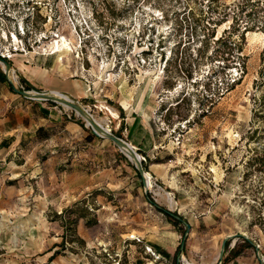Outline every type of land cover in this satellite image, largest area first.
I'll use <instances>...</instances> for the list:
<instances>
[{"label":"rangeland","instance_id":"rangeland-1","mask_svg":"<svg viewBox=\"0 0 264 264\" xmlns=\"http://www.w3.org/2000/svg\"><path fill=\"white\" fill-rule=\"evenodd\" d=\"M2 55L83 82L79 102L134 145L149 185L52 103L78 134L0 153V264H175L185 226L160 208L192 225L182 258L217 264L242 232L264 262V0H0ZM227 249L259 264L241 237Z\"/></svg>","mask_w":264,"mask_h":264},{"label":"crops","instance_id":"crops-1","mask_svg":"<svg viewBox=\"0 0 264 264\" xmlns=\"http://www.w3.org/2000/svg\"><path fill=\"white\" fill-rule=\"evenodd\" d=\"M57 61L56 58V65H63V62L58 64ZM12 65L13 73L22 76L32 90L59 91L77 99L81 95L84 96L83 82L79 79L66 80L65 78L54 77L49 72L45 73L49 67L44 66L43 63L40 64L38 58H36V63L33 66L31 63L27 65L23 62L16 64V66L13 63ZM123 104L126 106L125 102ZM77 134L78 130L74 123L70 122L62 112L56 110L50 101L26 98L16 93L6 78H0V153L9 157L16 152H26L32 155L35 151L40 150V145L52 140L53 137L56 139L61 136L74 138ZM87 134L89 137L92 136L89 131ZM132 146L134 147L133 144ZM139 146H141L139 147L141 150L147 148L149 150L151 137L149 143L146 146L143 145V147L145 146L144 149H142V144ZM159 248L166 250L170 254L168 258H172L171 252L166 247L159 246ZM229 251L227 249L224 253L226 261L223 264H233L234 261H237L238 256L231 259L228 256ZM215 263L202 259L200 261V264Z\"/></svg>","mask_w":264,"mask_h":264},{"label":"water","instance_id":"water-1","mask_svg":"<svg viewBox=\"0 0 264 264\" xmlns=\"http://www.w3.org/2000/svg\"><path fill=\"white\" fill-rule=\"evenodd\" d=\"M0 62L3 65V73L5 75L6 80L9 82L12 89L16 93H18V94H20L26 98H30V99H37V100H41V101H53V102L65 105V106L73 109L84 120L88 121L90 126H88L87 124L86 125L91 129V131L96 136L108 138L119 148L120 151H122V149L124 151H126V153L129 156L128 159H130L133 162L136 170L138 171V173L140 175L142 185L146 190L147 185H146V180H145V175H144V168H143L142 162H141V157L137 154L136 150L133 149L127 143V141L116 136L110 130L106 129L103 125L97 123L94 120V118L92 117V114L88 111V109L83 104H81L79 102V100L77 98H75L74 96H71V95H68V94H65L62 92L61 93H55L53 91H38V90H32V89L26 90V89L18 88L13 82L12 75H11L12 74V67H11L10 63L8 62V60L5 59L4 57L0 56ZM167 211L175 219L180 220V222H182L185 226L184 236H183L182 241L180 242V245H179V252L176 255V264H180V263H182V255H180V253L183 252L185 237L188 234V232L191 228V225L187 221L183 220V218L181 216H179L178 214H175L169 210H167ZM234 236L241 237L244 240H247L255 248L257 258H258L260 264H264L263 260L260 257V252H259V248L257 246V243L252 241L246 234H244L242 232H238L236 234H227L226 236H224L222 238L221 243H220V247H219V251H218V255H217V264H222L223 258H224V253L226 251L225 250L226 242L229 241L230 239H234Z\"/></svg>","mask_w":264,"mask_h":264},{"label":"trees","instance_id":"trees-1","mask_svg":"<svg viewBox=\"0 0 264 264\" xmlns=\"http://www.w3.org/2000/svg\"><path fill=\"white\" fill-rule=\"evenodd\" d=\"M0 78H1V79H5V75H4V73H3L2 71H0ZM25 89H26V90L31 89L30 85L27 84L26 87H25ZM50 102H51V103H54V102H52V101H50ZM89 133H90L91 135L95 136V135L93 134L92 131H89ZM114 134H115V133H114ZM115 135L118 136V137H120L119 134H115ZM141 162H142V166H143V168H145V166L143 165V161H141ZM133 167H134V166H133ZM134 170L136 171V174H137L138 177L140 178V175H139V173H138V171L136 170L135 167H134ZM140 179H141V178H140ZM150 201H151V200H150ZM160 209H161L162 212H164V214H165L169 219H171L174 223H177V224L181 223L180 220H177V219H175L173 216H171L170 213H169L166 209H164V208H160ZM244 243L247 244L248 246H251V244H250L247 240H244ZM227 247H228V241L226 242L225 250H227ZM156 249H158V252H159L161 255H163L164 257H169V256H170V254H169L166 250H164V249H162V248H159L158 246H156ZM178 252H179V246H178V248H177V250H176V255H177ZM56 253H57V250L51 255V257H53ZM173 259H174V258H173ZM225 261H226V257L223 258V262H225ZM223 262H222V263H223ZM175 264H176V262H175Z\"/></svg>","mask_w":264,"mask_h":264},{"label":"bare ground","instance_id":"bare-ground-1","mask_svg":"<svg viewBox=\"0 0 264 264\" xmlns=\"http://www.w3.org/2000/svg\"><path fill=\"white\" fill-rule=\"evenodd\" d=\"M12 37L15 39V40H17V36L14 34V33H12ZM60 40V39H59ZM61 40H62V43H61V45L59 44V41H56L55 43H53V44H55L54 45V51H57V52H63V53H66V52H68V50H69V43H67V40H66V38L65 37H61ZM53 46V45H52ZM53 48V47H52ZM2 67H3V65H2ZM55 93H61V92H59V91H55ZM66 96V95H65ZM95 120V119H94ZM96 121V120H95ZM97 123H99V124H101L102 125V123L101 122H99V121H96ZM86 123H87V125L88 126H90L89 125V123H88V121L86 120ZM128 143V142H127ZM132 148H133V146H132V144L131 143H128ZM134 149V148H133ZM138 154V153H137ZM139 155V154H138ZM144 175H145V180H146V185L148 186L149 185V179H148V177H147V174L145 173V171H144ZM245 234V233H244ZM182 260H183V264H196V263H194V262H192V261H189L187 258H185V257H183L182 258Z\"/></svg>","mask_w":264,"mask_h":264},{"label":"built area","instance_id":"built-area-1","mask_svg":"<svg viewBox=\"0 0 264 264\" xmlns=\"http://www.w3.org/2000/svg\"><path fill=\"white\" fill-rule=\"evenodd\" d=\"M2 57H4V55H2ZM21 88H22V86H21ZM257 246L259 247V245L257 244Z\"/></svg>","mask_w":264,"mask_h":264}]
</instances>
